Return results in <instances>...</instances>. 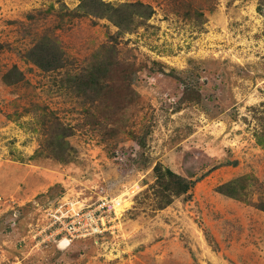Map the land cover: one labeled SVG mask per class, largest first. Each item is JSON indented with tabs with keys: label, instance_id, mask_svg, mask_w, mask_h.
Wrapping results in <instances>:
<instances>
[{
	"label": "rangeland",
	"instance_id": "374dc122",
	"mask_svg": "<svg viewBox=\"0 0 264 264\" xmlns=\"http://www.w3.org/2000/svg\"><path fill=\"white\" fill-rule=\"evenodd\" d=\"M0 264H264V0H0Z\"/></svg>",
	"mask_w": 264,
	"mask_h": 264
},
{
	"label": "built area",
	"instance_id": "2783aa9c",
	"mask_svg": "<svg viewBox=\"0 0 264 264\" xmlns=\"http://www.w3.org/2000/svg\"><path fill=\"white\" fill-rule=\"evenodd\" d=\"M102 207H104V204ZM72 211L75 210L72 209ZM50 216V227L52 228L51 233H53L54 237H58V235L63 237L62 235H64L68 240L81 239L86 235L89 236L99 233L100 230V226L97 225L99 217L95 212L89 211L84 218H80L79 220L78 218H71L73 215L70 216V212L68 216L66 211L62 212V215L59 212H54L53 214H50Z\"/></svg>",
	"mask_w": 264,
	"mask_h": 264
},
{
	"label": "bare ground",
	"instance_id": "6f19581e",
	"mask_svg": "<svg viewBox=\"0 0 264 264\" xmlns=\"http://www.w3.org/2000/svg\"><path fill=\"white\" fill-rule=\"evenodd\" d=\"M124 197H125V193L118 196V202H119V204L116 202V204H117L116 205V208H117L116 210L119 211V212L124 211V209L128 206L127 200H125ZM65 244L66 243H62V244H60V246H64Z\"/></svg>",
	"mask_w": 264,
	"mask_h": 264
}]
</instances>
